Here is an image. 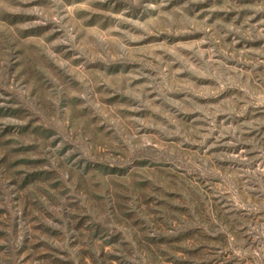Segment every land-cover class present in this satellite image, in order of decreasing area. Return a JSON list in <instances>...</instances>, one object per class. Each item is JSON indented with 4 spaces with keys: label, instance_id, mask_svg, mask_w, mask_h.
Instances as JSON below:
<instances>
[{
    "label": "rangeland",
    "instance_id": "obj_1",
    "mask_svg": "<svg viewBox=\"0 0 264 264\" xmlns=\"http://www.w3.org/2000/svg\"><path fill=\"white\" fill-rule=\"evenodd\" d=\"M0 264H264V0H0Z\"/></svg>",
    "mask_w": 264,
    "mask_h": 264
}]
</instances>
